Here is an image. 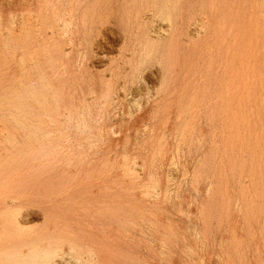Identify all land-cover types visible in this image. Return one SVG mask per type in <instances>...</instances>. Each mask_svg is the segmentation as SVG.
Returning <instances> with one entry per match:
<instances>
[{"label": "bare ground", "instance_id": "6f19581e", "mask_svg": "<svg viewBox=\"0 0 264 264\" xmlns=\"http://www.w3.org/2000/svg\"><path fill=\"white\" fill-rule=\"evenodd\" d=\"M15 2L0 8V264H181L171 259L175 244L187 262L208 249L212 226L179 217L178 191H170L167 177L157 179L163 164L154 157L162 144L148 154L154 161L141 178L125 153L127 181L118 182L103 163L97 172L108 175L94 178L99 158L82 173L83 155L104 139L99 117L121 90L131 94L126 111L133 106L146 114L137 119L142 123L148 117L168 125L170 115L193 111L227 113V198L201 215L228 220L225 264H264V0ZM114 46L118 56L104 59ZM182 119L183 131L195 128ZM142 133L132 141L151 145L153 135ZM252 223L259 227L250 233Z\"/></svg>", "mask_w": 264, "mask_h": 264}, {"label": "rangeland", "instance_id": "374dc122", "mask_svg": "<svg viewBox=\"0 0 264 264\" xmlns=\"http://www.w3.org/2000/svg\"><path fill=\"white\" fill-rule=\"evenodd\" d=\"M1 1L4 2L5 0L4 1L1 0ZM1 1H0V8H3L4 4ZM15 1H17V0H11V1L9 0L10 4L13 2L14 5L16 3ZM13 3L11 5H13ZM1 15H2V11L0 10V28H1V22H2V16ZM110 52H112V53H110ZM117 52H119V46H114L112 49L108 50V52H107L108 55H107V57L105 56L104 59L107 60L108 58H110V59L116 58L118 56ZM0 59H1V53H0ZM120 92H121L120 94H117L116 97L113 98L112 104H111L112 107L111 106H110V108L108 107L109 113L107 114V112H106V115H105V113H103V116L101 114V116H100L101 118L99 117V120L101 122L100 121L98 122L99 123L98 127L100 129H102L103 131L99 129V130H97V134L98 135L102 134L101 136L102 137L104 136L103 137L104 139L102 141H100V143L98 142L100 144V146H99L98 143L95 146V147H97V149H95L97 151H94L95 147L94 148L92 147L93 149L90 148L89 150H87L89 154H87V152L85 151L86 153L83 156L85 157L87 155L85 157L86 160L84 161V163L86 165H85L84 171L82 173H84V172H86L88 170V168H89V165H88L89 163H87L88 161H90V160L92 161L94 159H98L99 158L98 161L101 160L100 163L98 162L97 165L95 163L96 167L91 172V175L94 178L95 177L97 178V177L100 176V174H98L97 171H99V169H101V168H103L105 166L109 170H111V167H112L113 170L110 171V172H107V173L108 174L110 173V175H112L113 172H115L114 175L117 176V181L118 182L122 181L123 178H125L124 180L127 181L128 180V178H127L128 176L126 175V173L123 172L124 171V167H125V165H123L124 164V160H123V158H121V157H123L122 156L123 153H125L128 157L131 158L129 164L133 165V166H136L137 172L140 171V172H138L139 173V177L140 176L143 177L142 174H143L144 170L145 169H149V167H151L152 161H154L155 159L157 161V159H159L157 162L160 163V164H163V166H162L163 168L160 169L161 170L160 172L158 171L159 175H157V179H159L160 183H163L166 180V177H167L168 178V183H169V184L168 183L167 184L169 185L170 191H172V193L178 191L177 192L178 193V197H175L176 198L175 200H176V202H178V204H180V207L182 208V213H179V217H182L181 215H183V213H184L186 215H189L198 225H200L202 223L201 219H203L205 222H207L209 225L212 226V228L210 227L211 235H209V237H211L213 235V239L211 238V242L208 245L209 247H207L208 249H204V250L202 249L203 251L199 250L198 252H199L200 258L199 259H195L194 258V262L195 261L198 262L199 260H200V262H198V263L195 262L194 263V262H192L193 259L191 260V262H190V260H189V262H187L185 260L183 261V259H186V255L184 253H181L180 249L177 247L176 244H175V247H174V252L172 253V254H174V256H172L171 259L174 260V259H179L180 258L181 259V264H200L201 261H203L202 263H204V264H207V263L208 264H218V263L219 264H223V263L225 264L224 260H225V256L226 255H224L223 250H226L224 248H226L227 245H228V244L226 245L227 242L225 243L226 240L224 239L228 235V230H227V228H228L227 227L228 226V220L227 219L225 220V218H223L224 216H222L221 217L222 221H221L220 217H218V216H220V215H218L219 213L217 214L218 216L216 215V216L211 218L210 216L206 217V216H203V214L201 215V212H204V214H206L207 212L211 211L212 206L215 203H220L221 206H223L225 204V201H226V198H227V193H228V189H229V180H231V178H229V174L230 173L228 172V168L231 165V160L229 159L231 150H230V147H229V140H228L229 131L227 130L228 129L227 120H226V118L228 119V116L226 115L227 113H221V112H218V113L217 112H215V113L200 112L201 114L198 115L197 113H199V112H196V113L193 114V112H194L193 111L191 113L189 112V114L188 113L182 114L180 116L181 118L179 116L177 117L174 114L170 115V119L171 120L170 119L168 120L169 121V122H167L168 125H165L164 123H162L161 120L159 122L157 120V118H153V120H154V122H153V120L149 119L148 117H145L144 118V122L142 123V122H139V120H137V119H140L141 117L146 116V114L143 113L142 110H137V109L135 110V107H133L132 105H131L132 107L130 106L131 107L130 111H126L125 110L126 108L124 106L127 105L128 102H130L129 98L131 97V94H129L128 90H127L128 93L126 91H122V90ZM123 97H124V99H123ZM143 99H144V97H142L140 101H142ZM113 102H116V103L113 104ZM113 105L115 106V108H114ZM111 108H114L115 111H114V109H112V111H111ZM120 111L123 112V113L121 114ZM117 112H119V113H117ZM142 113L145 114V115H143ZM113 114H115V115H113ZM108 115H110V116L108 117ZM197 115H198V117L200 119L197 117ZM205 116H206V118H205ZM117 117H118V119H117ZM171 117L173 118V120H172ZM182 117H186L187 121H189V123L192 125V127H195V128H191V130H188V131H186V129H184V131H183V129H182L183 125L182 124H184V121H183ZM105 118L106 119L108 118L112 122L109 121V120H105ZM115 118L117 119L116 121H115ZM0 119H1V115H0ZM119 119H120V121H119ZM176 119H177V121H176ZM191 119H193V120H191ZM113 120L116 123H113ZM128 120H129V122H127ZM174 120L176 122H178L177 125L175 124L176 122H174ZM190 120H191V122H190ZM105 121H107V122H105ZM124 121H126L127 124L129 123L128 124L129 128L127 127V124ZM130 121H133V122H130ZM147 121H149V122H147ZM103 122L107 123V124H104ZM119 122L121 123L122 126L118 124ZM172 122L174 123L175 127L172 126L173 125ZM131 123H132V125H131ZM144 123H146V124H144ZM194 123H195V125H194ZM101 124H102V126H101ZM118 125L121 126V127H119ZM163 125H165V126H163ZM138 126H139V129H138ZM158 126H160L159 129H158ZM162 126L164 128H166V127L167 128L166 129H164V128L162 129ZM177 126H178V128H176ZM108 127H109V129L110 128L111 129L110 130L108 129V132H107L106 129ZM143 127L145 128L144 132H143ZM146 127H148L149 131H148V129ZM121 128H124V130L121 129ZM140 128H142L141 129L142 131L140 130ZM154 128H156L155 131H154ZM172 128H173V130H172ZM104 129H105L106 132L104 131ZM127 129H129V132H127L128 131ZM150 129L153 130V131H151ZM136 130H137L138 133H142L143 132L145 135H148V136L153 135V138H151V140H150V141L153 142L152 143L153 145L151 144L152 145L151 146L150 144H148V146H147L146 143L141 144V143H137L135 141H132V140H134V138H131V137H134L133 135H135V133H137V132H135ZM166 130H167V134L165 133ZM200 130H201V132L203 131L202 132L203 136L200 139V141H198L197 140L198 139L197 138V132L199 133ZM112 131H114L115 133H116V131H118L116 134H117L118 138L121 139V140L117 139V136L115 138V133H113ZM146 131H147V134L145 133ZM162 131H163V133H161ZM169 131H172L173 133L169 132ZM100 132H103V133H100ZM120 132H121V134H120ZM122 132H125L126 138L124 137ZM148 132H149V134H148ZM155 132H156V134H155ZM105 133H107L108 135H110V134L111 135L108 136ZM118 133L121 135V137L123 135V138H121ZM164 133H165V135H164ZM156 135H157V137H155ZM174 135L176 137L173 138ZM159 137L163 141L160 140ZM105 138H106L107 142H106ZM109 138H110V140H109ZM112 138H114V139H112ZM156 138H158L159 141L156 140ZM175 138H176V140H174ZM153 139H154V141H153ZM117 140H119L121 143L119 141H117ZM116 141L118 143H115ZM128 141H129V143H128ZM133 142L136 143V144H133ZM105 143H106V145L108 143L109 144L107 146H105ZM130 143L134 146V148H133V146ZM113 144L117 148L114 147ZM128 144H129V146H128ZM139 144H141V145H139ZM157 145H159V146H157ZM160 145L162 147V151H161V153L157 152V155L155 154L156 158L154 157V160H153L152 159V155L153 154L152 155H148V154H151L150 152H152L154 149L159 148ZM101 146L103 147V150H102ZM110 146H112V147H110ZM123 146L129 147V148H125ZM145 146H147V149H142ZM155 146H157V147H155ZM149 147H151V148H149ZM118 149H121V150H118ZM127 149H129L131 151H129ZM135 149H137L139 151V153ZM110 150H113V151L115 150V151L113 153V151H110ZM148 150H149V152H148ZM102 151H104V152L106 151L105 154H104V152L102 153ZM96 153H97V155H95ZM98 153H101L102 155L98 154ZM118 153H120V154H118ZM143 153L144 154L147 153V155L149 157L147 155H144ZM223 153H225V154H223ZM136 154H138V155H136ZM141 154H142L143 158H141L142 157ZM158 154H160V155H158ZM234 154L236 155L235 152H234ZM107 155H108V157H107ZM114 156H116V157H114ZM144 156H145V158L147 156V158H146L147 160H145ZM90 157H93V158H90ZM102 158H105L106 160L105 159L103 160ZM150 159H152V160H150ZM141 160L143 161L142 164L143 163L146 164L145 166H142ZM105 161L106 162L109 161V163L105 164L104 163ZM112 161H114L115 164ZM146 161H147V163H146ZM220 161H222V162H220ZM102 163L104 164V166H102ZM110 163H113V165L111 164V166L108 168L107 166H109ZM236 163H238V162H236ZM236 163H234V165ZM100 164H101V167H100ZM121 165L123 166V168L121 167ZM98 167H99V169H98ZM113 167L115 168V170H114ZM143 167H144V169H143ZM120 168H121V170H120ZM107 169H104V170L105 171H109ZM139 169H141V170H139ZM164 169L166 170V173H167V170H169V172H170L169 176H165L163 173H161V172H163L162 170H164ZM102 170L100 172L104 171V170L103 171ZM107 173H104L103 175L101 174L100 178H103V177L105 178V176L108 175ZM118 174L121 177H119ZM123 174H124V177L122 176ZM118 178H120V179H118ZM194 179H196L197 181H195ZM192 180H194V181H192ZM236 194L238 195L239 193H237V191H236ZM173 196H175V193H174ZM234 206H235V203L233 202L231 207L233 208ZM235 207L231 211V215L232 216H234V213H236L234 211L236 209ZM160 212L159 213L161 215H164L165 217L171 218L172 220L178 221L179 222L178 225H182L183 224L182 220H179V219L177 220L176 219V217H177L176 214H174V215L168 214L166 212V210H162ZM236 216H237V214H236ZM237 219L242 221L243 224L245 223L244 220L242 219V216L237 217ZM218 220H220L221 223ZM224 221H226V224L223 223ZM261 221L262 220H259V222H261ZM172 223H174V222H172ZM246 223H247V221H246ZM249 225H250V222H249L248 226ZM251 225H253V228L247 227L250 230V233H253V230H254V232L258 231L257 227H259V225L256 226V223H252ZM214 232H216V233L214 234ZM223 236H225V237L223 238ZM214 237H217V238L214 239ZM248 238L249 237H246L247 242L249 241ZM217 240H218L219 243L217 242ZM213 241H214L215 245L213 244ZM217 243L220 246H218ZM249 243L250 242H248V244ZM214 246H216V247L218 246V248H216ZM245 246H246V243H245ZM218 249L220 251H221V249H223V250L221 251V253L219 251L218 252L219 254H218L217 253ZM208 250H210V251H208ZM213 250L215 252L212 254L211 251L213 252ZM205 251L206 252L208 251V252L205 253ZM222 252H223V255H222ZM178 253H179V255H178ZM249 253L251 254V251ZM210 254H212V256ZM214 254H215V256H214ZM207 255L209 257H207ZM181 256L185 257V258L182 259ZM210 256H211V258H210ZM201 257H203V258H201ZM204 258L207 259V260L210 259L209 260L210 263L207 260L205 262ZM218 258H219V261L217 260ZM187 259H189V258L187 257ZM221 259H222V261H221ZM167 262L169 264H174L170 260H168ZM168 263L165 262L163 264H168Z\"/></svg>", "mask_w": 264, "mask_h": 264}]
</instances>
